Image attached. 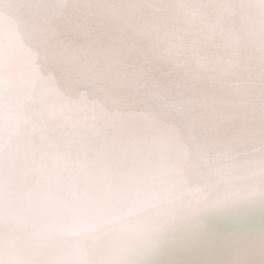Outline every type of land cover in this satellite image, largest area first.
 I'll return each instance as SVG.
<instances>
[{"label": "snow or ice", "instance_id": "snow-or-ice-1", "mask_svg": "<svg viewBox=\"0 0 264 264\" xmlns=\"http://www.w3.org/2000/svg\"><path fill=\"white\" fill-rule=\"evenodd\" d=\"M0 264H264V0H0Z\"/></svg>", "mask_w": 264, "mask_h": 264}]
</instances>
